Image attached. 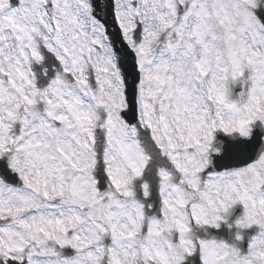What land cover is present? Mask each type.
<instances>
[{"label": "snow or ice", "instance_id": "1", "mask_svg": "<svg viewBox=\"0 0 264 264\" xmlns=\"http://www.w3.org/2000/svg\"><path fill=\"white\" fill-rule=\"evenodd\" d=\"M0 264H264V0H0Z\"/></svg>", "mask_w": 264, "mask_h": 264}]
</instances>
